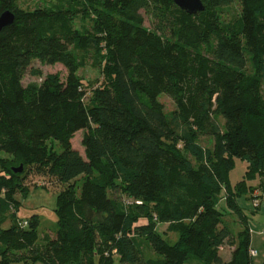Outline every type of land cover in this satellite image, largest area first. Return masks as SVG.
<instances>
[{"label": "trees", "instance_id": "1", "mask_svg": "<svg viewBox=\"0 0 264 264\" xmlns=\"http://www.w3.org/2000/svg\"><path fill=\"white\" fill-rule=\"evenodd\" d=\"M66 1L24 12L14 0H0V16L16 14L0 32V219L18 208L12 182L1 175H18L10 165L36 166L70 185L57 200L53 236L40 239L38 215L0 231L2 264H116V256L122 264H186L190 256L203 264H253L249 220L237 198L255 199L249 182L256 178L264 185L263 85L247 71L249 60L264 61V0H202L205 10L197 15L173 0H75L111 14L113 38L93 61H110L113 73L94 90L91 106L78 55L96 50L100 40L75 28L79 12ZM236 2L241 16L226 26L219 10ZM35 60L63 65L66 80L26 88ZM162 95L174 100L189 128L213 138L207 157L178 148ZM78 132L85 156L72 145ZM51 140L61 153L50 149ZM236 160L248 168L233 187L228 174ZM223 186L227 210L242 225L238 233L218 208ZM125 195L138 205H127ZM155 215L178 234L176 243L153 220L137 225ZM141 241L160 257H145ZM225 242L235 245L229 262L220 256Z\"/></svg>", "mask_w": 264, "mask_h": 264}, {"label": "rangeland", "instance_id": "2", "mask_svg": "<svg viewBox=\"0 0 264 264\" xmlns=\"http://www.w3.org/2000/svg\"><path fill=\"white\" fill-rule=\"evenodd\" d=\"M16 7L20 11H34L39 8H55L56 6H67L66 0H14ZM78 1L72 0L71 6L78 10V14L74 19L75 28L82 34L89 36L95 40H100V46L96 50H92L89 53H79V59L81 60L82 66L78 71V77L82 83L84 89V99L85 103L91 106L95 101L94 90L102 85H107L110 83V79L113 73V67L110 61H106L101 65H95L93 61V54H97L98 50H101V44L109 48L108 42L113 38V31L107 26V21L110 16H107L108 12L101 13L98 15L96 10L93 8H88L82 3H77ZM84 8V11H82ZM102 10V9H101ZM241 5L236 2L232 5L223 7L219 10L222 22L228 26L231 25L241 16ZM145 17V26L150 27V21L144 11L141 12ZM104 41H102V40ZM102 41V42H101ZM96 52V53H95ZM248 73L258 76L263 85L264 94V61L263 62H253L249 60L247 65ZM59 78L61 81H65L67 77V70L61 64L54 66H49L42 64L40 61L35 60L26 73L23 79V85L26 88H33L34 86L40 85L47 80H53ZM161 103L165 107L166 114L170 117L171 122L174 127L176 135V143H178V148L183 150L188 149L190 153H202L204 157L208 156L209 150L212 149L214 145V140L208 135H202L198 130L189 128V125L183 120L180 111L174 102V100L167 96L162 95L160 97ZM214 104V103H213ZM217 120L220 124L224 121L220 116H217ZM83 136L84 132H78L72 140V145L75 149L79 151L82 156H85V149L83 146ZM195 142V144H194ZM49 147L52 151L56 153L62 152V145L56 141H49ZM198 148V149H197ZM197 149V150H196ZM193 155H190L191 162L194 166L197 165V159ZM1 159L10 161L12 158L6 155H1ZM247 161L236 160L234 169L228 174V181L234 187L240 182L245 173V164ZM14 169H20L23 167L22 172H15L18 174L16 177H12L8 171L1 172L2 176H5L8 180L12 182V194L18 202V208L12 213L4 218L0 219V231L3 228H8L13 225L17 227H23L29 219L38 215L40 218L39 236L40 239L49 233L52 236L56 230L57 225V215L54 212L56 209V203L59 196L68 193V184L62 183L58 178L46 174L40 173V170L36 166L25 167L23 165H10ZM198 166V165H197ZM248 168V167H247ZM80 180V179H79ZM254 181L249 182L250 187L258 189ZM75 192L77 195L80 194L81 181L75 183ZM259 189H264V186L260 184ZM224 186L222 187V196L218 198V208L222 211L225 216V221L231 223L233 229H238V226L232 218L233 214L227 210L225 201V191ZM127 205L137 204V200L131 196L125 195ZM239 206L244 210V213L249 218V227L251 230V248L257 251V255L253 256V264H264V198L261 200V204L258 209L253 205L252 200L247 195H242L237 198ZM255 208V209H254ZM156 223V231L165 238L170 243H176L178 241V234L169 233L167 231L168 224L157 220L156 215L154 217H143L137 221V225L149 222ZM236 224V225H235ZM235 245H230L225 242L220 249V256L224 262H229L232 258V253ZM142 254L145 257L158 258L160 257L154 250H152L148 243L141 241ZM116 264H122L119 261V257H115ZM0 264H2V259L0 256ZM10 264H25L20 261H13ZM33 264H42L40 262H35ZM186 264H203L198 258L190 256Z\"/></svg>", "mask_w": 264, "mask_h": 264}, {"label": "water", "instance_id": "3", "mask_svg": "<svg viewBox=\"0 0 264 264\" xmlns=\"http://www.w3.org/2000/svg\"><path fill=\"white\" fill-rule=\"evenodd\" d=\"M173 2L189 15H197L205 10L202 0H173ZM16 21V14L12 10L5 11L0 16V32L13 25ZM23 167L15 169V172H22Z\"/></svg>", "mask_w": 264, "mask_h": 264}, {"label": "crops", "instance_id": "4", "mask_svg": "<svg viewBox=\"0 0 264 264\" xmlns=\"http://www.w3.org/2000/svg\"><path fill=\"white\" fill-rule=\"evenodd\" d=\"M247 167H248V163H246L245 164V170H247ZM256 184H257V190L254 192V194H253V197H257L258 198V200L260 201V204H261V200L264 198V189L262 190V189H259V185H260V183H261V180L259 179V180H256V182H255ZM264 186V185H263ZM252 203H253V201H252ZM255 209V208H254ZM258 208H256L255 210H257ZM246 215V214H245ZM247 216V215H246ZM232 218L234 219V221L233 222H235L236 224H237V226H238V229H234L235 230V232L236 233H238L241 229H242V225L240 224V222H239V220H238V218H237V216L236 215H234L233 214V216H232ZM248 220H249V218H248ZM231 225H232V222L230 223ZM235 224V225H236ZM233 226V225H232ZM234 250H235V247H234ZM233 250V251H234ZM251 250H252V248H251Z\"/></svg>", "mask_w": 264, "mask_h": 264}, {"label": "built area", "instance_id": "5", "mask_svg": "<svg viewBox=\"0 0 264 264\" xmlns=\"http://www.w3.org/2000/svg\"><path fill=\"white\" fill-rule=\"evenodd\" d=\"M254 198H255V199L253 200V205H254L256 208H258V206L260 205V201L258 200L257 197H254ZM250 254H251V256L253 257V256L257 255L258 253H257V251H255V250H251V251H250Z\"/></svg>", "mask_w": 264, "mask_h": 264}]
</instances>
